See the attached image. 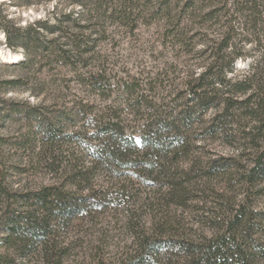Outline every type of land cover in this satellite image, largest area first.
I'll list each match as a JSON object with an SVG mask.
<instances>
[{
    "label": "rangeland",
    "instance_id": "obj_1",
    "mask_svg": "<svg viewBox=\"0 0 264 264\" xmlns=\"http://www.w3.org/2000/svg\"><path fill=\"white\" fill-rule=\"evenodd\" d=\"M146 2L133 0L134 23L107 19L103 30L94 35V50L84 53L73 65L52 61L49 66H21L23 50L6 46L0 30V51L10 50L19 57L11 62L17 57L0 54V161L24 167L21 172L8 167L7 181L12 188L19 185L30 191L58 182L65 171L69 173L65 175L69 177L66 186L71 187V196L85 200L67 218L51 220L43 240L37 239L29 248L26 264H46L44 245L61 255L62 264H177L180 257L175 249L160 248L156 256L147 257L138 236L154 233L159 227L165 230L161 232L166 233L164 237L171 238L172 230H177L192 239L210 238L217 233V219L227 217L231 207L241 203L245 188L233 181V167H228L226 174L211 177L197 172L212 159L217 164H233V160L223 159L232 152L243 151L239 163L245 164L250 152L251 144L241 132L244 130L226 140L218 131L208 136L204 127L213 117L215 106L200 117L189 115L192 126L182 141L189 147L187 155L183 150L163 160L157 155L164 166L157 165L152 172L145 170L146 160L154 153L148 140L170 133L162 124L174 121L184 129L180 119L188 114V108L183 83L196 67L195 58L175 45L170 33L163 35L160 22L136 14ZM70 7L53 0L43 6L3 5L0 9L25 26L52 18L56 9L67 13ZM75 11L78 15L79 7ZM65 30L76 31L74 27ZM63 41L66 38L60 39V43ZM236 44L247 55L235 61L232 78L241 77L259 51L254 42ZM97 71L109 84L103 89L88 84L89 73ZM129 80L135 82L128 88L123 82ZM9 108L14 110L9 112ZM229 119L222 120L226 127ZM109 122L119 127L112 138L116 142L111 144L122 149L124 160L101 154L109 141L99 130ZM162 137V143L168 144L170 136ZM69 163L71 170H64ZM170 177L178 182L188 179L182 184L187 189L182 204L169 200ZM257 185L262 189L251 195L247 208L260 220L252 237L257 235L264 244V220L259 217L264 214V181ZM164 221L167 224L158 226ZM1 235L3 232L0 240ZM257 264H264V258Z\"/></svg>",
    "mask_w": 264,
    "mask_h": 264
},
{
    "label": "trees",
    "instance_id": "obj_2",
    "mask_svg": "<svg viewBox=\"0 0 264 264\" xmlns=\"http://www.w3.org/2000/svg\"><path fill=\"white\" fill-rule=\"evenodd\" d=\"M49 1L53 0H4L0 2V8L3 5L37 7ZM54 1L71 7L67 13L56 9L52 18L37 20L25 26L11 20L0 9V30L4 35V44L12 49L23 50L19 65L29 67L39 63L49 66L52 61L73 65L84 53L90 54L94 50V35L103 30L107 19L120 20L122 24L128 25L137 20L132 15L133 0ZM144 6L136 14L145 20L149 16V20L153 18L155 22H160L164 29L163 35L170 33L174 38L173 43L183 48L186 54H191L196 63L183 83L187 93L184 103L188 108V114H182L180 119L184 129L180 130L178 122L175 124L174 121L162 124L170 133L148 140L154 153L146 160L145 170L152 172L157 165L162 166L164 163L159 164V161L172 154H179L177 150H183L187 155L189 147L183 145L182 141L192 126L189 115L196 113L200 117L210 106H215V109L213 117L204 127L208 136L218 131L222 139L226 140L244 130L241 132L248 138L251 147L245 164L239 163L243 156L241 153L244 154L241 151L232 152L223 158L233 160V164L225 161L217 164L212 159L207 167L197 169L201 176L211 177L218 173L226 174L233 167V181L235 184L241 183L245 188L241 203L231 207L227 217L217 219V233L214 236L203 240V237L192 239L183 231L179 233L172 230L174 235L169 238L164 237L166 233L161 232L165 230L158 227L154 233L141 235V238L138 236L141 249L147 257L156 256L160 248L175 249L180 257L177 264H257L259 258H264V244L257 235L252 237L260 220L248 211L247 203L262 189L257 184L264 181V0H147ZM76 7H79L78 15H75ZM71 27L76 31L66 32L65 29ZM47 34L51 35L48 37ZM62 37L66 41L60 43ZM237 41L243 44L254 42L259 51L245 73L239 78H232L230 74L235 70V61L247 55L246 50L237 46ZM87 78L93 89H103L109 85L103 81L99 71L96 74L89 73ZM134 82L124 81L123 85L129 88ZM9 110L12 112L14 108ZM228 116L229 127H226L222 120ZM118 128L115 122H109L99 130L109 141L107 144L104 142L107 147L101 153L108 159L124 160L126 156L121 153L120 147H112L111 144L116 142L112 138L119 133ZM162 136H170L167 137L168 144L162 143L165 140ZM157 155L162 158L158 160ZM71 166L67 164L64 170H71ZM8 167L14 172H21L24 168L9 166L0 161V230L3 232L0 264H26L29 248L37 239L43 240L51 220L67 218L85 200L82 196H71V187L66 186L69 173L65 171H62L58 182L47 183L29 191L19 185L16 188L10 186L6 175ZM187 180L178 182L174 178L169 179L167 187L170 202L182 204L183 194H187L182 184ZM259 217L264 220V214ZM164 224L167 223L160 222L158 226ZM32 239L35 241L31 243ZM44 246L42 254L46 264H62L61 255L47 245Z\"/></svg>",
    "mask_w": 264,
    "mask_h": 264
},
{
    "label": "bare ground",
    "instance_id": "obj_3",
    "mask_svg": "<svg viewBox=\"0 0 264 264\" xmlns=\"http://www.w3.org/2000/svg\"><path fill=\"white\" fill-rule=\"evenodd\" d=\"M7 51H8V53H5L6 51H4V52L3 51H0L1 56H3L4 58L6 56H10V59L17 57V54L16 53H13V52H11L9 50H7Z\"/></svg>",
    "mask_w": 264,
    "mask_h": 264
}]
</instances>
